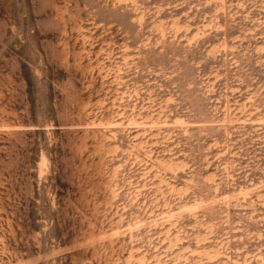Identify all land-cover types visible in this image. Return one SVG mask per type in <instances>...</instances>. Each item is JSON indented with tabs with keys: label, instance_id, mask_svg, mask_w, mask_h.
Instances as JSON below:
<instances>
[{
	"label": "rangeland",
	"instance_id": "374dc122",
	"mask_svg": "<svg viewBox=\"0 0 264 264\" xmlns=\"http://www.w3.org/2000/svg\"><path fill=\"white\" fill-rule=\"evenodd\" d=\"M28 1L0 0V264H264V0Z\"/></svg>",
	"mask_w": 264,
	"mask_h": 264
},
{
	"label": "crops",
	"instance_id": "0c3cea01",
	"mask_svg": "<svg viewBox=\"0 0 264 264\" xmlns=\"http://www.w3.org/2000/svg\"><path fill=\"white\" fill-rule=\"evenodd\" d=\"M27 5L31 6L35 10H38L35 14L41 17L38 22L40 25H45V27H47L49 22L55 19V17L48 15V11L52 9V0H29ZM25 15H27V12L24 16Z\"/></svg>",
	"mask_w": 264,
	"mask_h": 264
}]
</instances>
